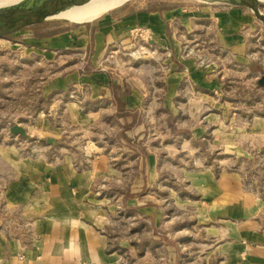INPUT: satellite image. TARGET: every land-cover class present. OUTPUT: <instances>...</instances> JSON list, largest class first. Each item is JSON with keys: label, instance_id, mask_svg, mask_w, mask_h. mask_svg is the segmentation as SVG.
Listing matches in <instances>:
<instances>
[{"label": "crops", "instance_id": "1", "mask_svg": "<svg viewBox=\"0 0 264 264\" xmlns=\"http://www.w3.org/2000/svg\"><path fill=\"white\" fill-rule=\"evenodd\" d=\"M152 2L14 33L12 46L29 54L20 62L55 70L21 87L12 124L27 138L9 137L23 145L0 143V264H181L199 235L198 251L217 252L218 264H264V197L244 191L237 172L193 161L205 141L247 158L264 142V103L226 88V59L248 62L249 17L238 5ZM140 26L154 51L127 58L146 45L133 35ZM11 71L0 67V90ZM84 140L96 142L86 168L73 152ZM31 141L43 144L30 153Z\"/></svg>", "mask_w": 264, "mask_h": 264}, {"label": "rangeland", "instance_id": "2", "mask_svg": "<svg viewBox=\"0 0 264 264\" xmlns=\"http://www.w3.org/2000/svg\"><path fill=\"white\" fill-rule=\"evenodd\" d=\"M122 1V0H121ZM131 0L124 1L121 5ZM152 3L156 5L166 2H175L176 0H152ZM183 5L189 7H209L215 8L220 7L222 5H226V7H230L231 5H238L244 7L240 4L231 3V1L236 0H178ZM258 2L260 6V10L264 14V0H259ZM120 2V1H119ZM70 8V7H69ZM246 11V14L249 17V23L246 26L247 32V45H248V62L244 67H240L236 62H229L226 59V88L230 87L235 91H238L240 95L246 97L247 102H251L254 100L256 94V98L259 99V102L264 103V25L263 23L255 17V15L246 7L243 8ZM66 19L67 21L56 20V22H49L55 19L46 20L45 25H40L36 29L37 31L44 30L48 27H56L64 24H77L81 23L78 20H73L69 18H59ZM85 20V19H84ZM19 34H11L8 37H11L10 40L8 38H0V67H12V71L10 76L8 77L10 80L7 82V86L9 90H0L3 93H7L11 96L10 99H7L8 102H2L0 100V143H15L17 145L22 146L23 144H19L17 142L18 138L14 136V138L9 137V127L12 124L14 115L16 111L24 108L25 104H22L21 95V87L24 86L25 82H32L33 88L40 85L42 80L46 75H49L51 72L55 70L54 65H48L47 63L37 62L36 60H22L20 62V57H27L29 54L24 51H18L17 48L12 46L14 40L18 39ZM20 47V46H18ZM132 49L127 52H131ZM17 53L21 56H15ZM211 56V52H206L201 56V60L204 62ZM128 58L129 56L126 55ZM113 58H110V60ZM132 59V58H131ZM17 60V61H16ZM125 60V58H124ZM210 60V59H208ZM19 62V63H18ZM17 63L19 66H16ZM105 63H108L106 61ZM109 64V63H108ZM228 68V70H227ZM33 78V79H32ZM32 79V80H31ZM32 88V89H33ZM7 91V92H6ZM28 96V95H27ZM2 98V96H1ZM248 99V100H247ZM256 99V100H257ZM249 102V103H250ZM247 103V104H249ZM30 110V109H28ZM13 114V115H11ZM154 130L151 132H155L156 135H159L161 130L157 127L155 123L153 126ZM217 132V131H216ZM207 140V139H206ZM210 140V139H209ZM22 141V140H21ZM92 141V140H91ZM95 144L96 142L93 141ZM35 144V148H39L42 146V142H32ZM153 144V143H152ZM158 143L155 144V146ZM154 145V144H153ZM198 154L193 161H196L195 165H211L216 168L215 170H227V171H235L240 175L242 188L244 191L248 193H254L260 197H264V142L260 143L253 147V145H248V149L250 150L251 155L247 157H235L233 155L227 154L221 145L214 144L212 141H205L204 144L198 143ZM30 148V145H29ZM95 149V148H94ZM70 150V149H69ZM30 152V150H29ZM73 152H76L79 155L78 149H73ZM31 153V152H30ZM56 153H54L55 155ZM81 156V155H80ZM84 160L81 156L79 161ZM194 167V166H193ZM136 169H133L135 173ZM192 170V169H190ZM136 174V173H135ZM137 176V174L135 175ZM166 183L174 181L173 179H169L167 177ZM183 184H181L180 189L182 193H185L186 190L183 188ZM165 191V190H164ZM166 195V194H165ZM162 195V196H165ZM170 202V200H168ZM262 217H264V210L262 212ZM179 236L173 237L169 239V245L175 247V242L178 240ZM201 236L199 235L192 237V239H187L185 241V248L182 253V263L181 264H204L206 260H209L210 264H218V255L217 252L214 254H209L206 252L200 253L198 250H201L202 247L200 245ZM206 251V250H204ZM83 261H79L78 264ZM124 264H130V260L124 261Z\"/></svg>", "mask_w": 264, "mask_h": 264}, {"label": "water", "instance_id": "3", "mask_svg": "<svg viewBox=\"0 0 264 264\" xmlns=\"http://www.w3.org/2000/svg\"><path fill=\"white\" fill-rule=\"evenodd\" d=\"M89 0H18L0 6V38H7L15 32L29 27L35 23L46 20H63L57 17V12L61 9L82 5ZM259 0H236L234 4H240L248 8L256 18L264 25V14L260 10ZM61 8V9H58ZM9 133L27 138L26 130L14 123L9 127Z\"/></svg>", "mask_w": 264, "mask_h": 264}, {"label": "built area", "instance_id": "4", "mask_svg": "<svg viewBox=\"0 0 264 264\" xmlns=\"http://www.w3.org/2000/svg\"><path fill=\"white\" fill-rule=\"evenodd\" d=\"M150 28L149 27H145V26H140L137 27L134 31V36L135 37H139L141 38L146 45H140L137 43V45L132 49L131 52H126L125 54L127 56H129L130 58L134 59V60H139L141 59L140 55L143 52V49L145 48L144 51H154L152 49L149 48V45H151V36H150ZM17 142L22 143L21 140H18ZM32 142L35 141H31L30 143V152L33 153L35 152L37 149L35 148V144H33ZM69 146H72V143H68ZM94 148H95V143L91 140H84V142L80 143L77 146L78 152L80 153V155L83 157L84 160H81L79 162H76L77 166H81L82 168H86L88 163L90 162V158L92 157V155L94 154ZM57 156V155H56ZM80 264H97V263H91V262H82Z\"/></svg>", "mask_w": 264, "mask_h": 264}, {"label": "bare ground", "instance_id": "5", "mask_svg": "<svg viewBox=\"0 0 264 264\" xmlns=\"http://www.w3.org/2000/svg\"><path fill=\"white\" fill-rule=\"evenodd\" d=\"M16 1L18 0H0V6ZM124 1L126 0H89L88 2L82 5H76L70 8L68 7L66 9L58 8L61 10L57 12V17L69 18L83 22L84 19L92 17L108 9H111L115 5H118Z\"/></svg>", "mask_w": 264, "mask_h": 264}, {"label": "trees", "instance_id": "6", "mask_svg": "<svg viewBox=\"0 0 264 264\" xmlns=\"http://www.w3.org/2000/svg\"><path fill=\"white\" fill-rule=\"evenodd\" d=\"M126 5H128V3H125L124 5H123V7H125ZM61 22L63 21V20H60ZM45 22H48V21H42V22H39V23H35V24H33V25H30L28 28L29 29H31V30H33L35 33H36V35H39V32L37 31V27L38 26H42V25H45L44 23ZM49 22H56V20H52V21H49ZM64 22V21H63ZM44 34V33H43ZM171 130L172 131H174V129L171 127Z\"/></svg>", "mask_w": 264, "mask_h": 264}]
</instances>
